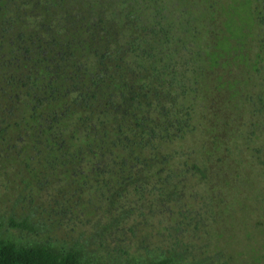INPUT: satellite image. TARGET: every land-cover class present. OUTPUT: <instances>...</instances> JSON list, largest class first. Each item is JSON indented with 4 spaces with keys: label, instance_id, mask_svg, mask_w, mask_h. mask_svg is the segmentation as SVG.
Returning a JSON list of instances; mask_svg holds the SVG:
<instances>
[{
    "label": "trees",
    "instance_id": "1",
    "mask_svg": "<svg viewBox=\"0 0 264 264\" xmlns=\"http://www.w3.org/2000/svg\"><path fill=\"white\" fill-rule=\"evenodd\" d=\"M262 64L264 0H0V158L60 214L104 200L125 219L131 198L191 180L232 188L237 142L264 116V95L246 93ZM0 264L90 263L0 235Z\"/></svg>",
    "mask_w": 264,
    "mask_h": 264
},
{
    "label": "rangeland",
    "instance_id": "2",
    "mask_svg": "<svg viewBox=\"0 0 264 264\" xmlns=\"http://www.w3.org/2000/svg\"><path fill=\"white\" fill-rule=\"evenodd\" d=\"M242 7L236 6L237 12ZM261 31L255 29L256 34ZM259 68L246 88L257 99L264 95L263 64ZM247 76L236 78L238 85ZM235 104L250 107L240 99ZM253 122L260 129L247 143L237 142L235 148L241 151L234 156L242 165L229 170L234 178L239 175V183L232 188L222 183L213 190L191 180L168 200L159 195L145 201L131 198L133 213L124 212L125 219L117 206L108 211L104 200L60 214L53 191L15 171L12 160L5 164L0 158V235L20 243L48 242L64 252L76 250L90 264H264V116ZM197 144L188 139L186 147L195 149ZM255 148L262 150L257 153ZM29 222L39 223L37 232L22 226Z\"/></svg>",
    "mask_w": 264,
    "mask_h": 264
}]
</instances>
